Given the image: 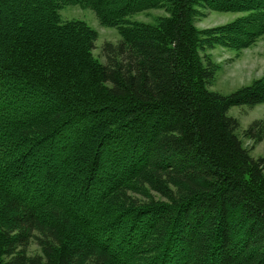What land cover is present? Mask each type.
<instances>
[{
  "label": "trees",
  "instance_id": "16d2710c",
  "mask_svg": "<svg viewBox=\"0 0 264 264\" xmlns=\"http://www.w3.org/2000/svg\"><path fill=\"white\" fill-rule=\"evenodd\" d=\"M73 4L118 28L105 63ZM201 7L250 14L200 29ZM263 33L264 0H0V264H264V156L229 115L264 76L222 94L203 55Z\"/></svg>",
  "mask_w": 264,
  "mask_h": 264
},
{
  "label": "rangeland",
  "instance_id": "374dc122",
  "mask_svg": "<svg viewBox=\"0 0 264 264\" xmlns=\"http://www.w3.org/2000/svg\"><path fill=\"white\" fill-rule=\"evenodd\" d=\"M63 21L81 20L98 32L95 43L94 56L105 63L103 47L106 42L118 43L121 35L118 28L101 24L94 10L80 4L67 5L59 10ZM250 14L248 11H216L210 8H200V14L195 18V23L200 29L226 25L239 18ZM170 15L165 9L156 8L145 12L133 14L131 21L156 23L158 17ZM205 59L211 58L218 65L216 80L209 86L211 90L228 95L236 90L252 84L264 76V33L253 44L239 50L216 45L203 52ZM229 115L235 117L239 123L237 131L243 144L249 149L250 154L258 158L264 156V139L255 143L253 139L245 137L244 132L256 120L264 119V103L250 107L248 105L233 106ZM33 252H38L39 247L34 244L30 247Z\"/></svg>",
  "mask_w": 264,
  "mask_h": 264
}]
</instances>
